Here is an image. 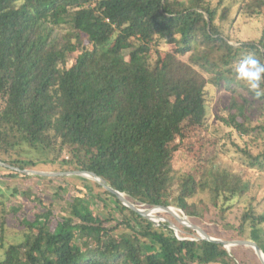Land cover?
Wrapping results in <instances>:
<instances>
[{"label": "trees", "instance_id": "16d2710c", "mask_svg": "<svg viewBox=\"0 0 264 264\" xmlns=\"http://www.w3.org/2000/svg\"><path fill=\"white\" fill-rule=\"evenodd\" d=\"M234 7L260 18L259 38L227 35ZM247 56L264 62V0H0V161L13 177L43 159L93 171L137 205L174 206L211 236L251 239L264 252V208L241 172L212 157L197 173L175 167L187 131H209V84L232 95L228 125L264 132L253 125L264 82L257 95L233 71ZM242 151L246 167L264 169V148ZM96 186L105 211L79 194L62 216L20 213L22 239L4 245L0 235V264H261L253 248L249 260L245 246L200 239L171 214L179 232L158 225ZM235 209L236 222L227 218Z\"/></svg>", "mask_w": 264, "mask_h": 264}, {"label": "rangeland", "instance_id": "374dc122", "mask_svg": "<svg viewBox=\"0 0 264 264\" xmlns=\"http://www.w3.org/2000/svg\"><path fill=\"white\" fill-rule=\"evenodd\" d=\"M236 10L237 7H234L231 13V18H234L232 25L229 26V24H226L227 35L230 36L233 42L259 38L262 30V21L260 18L242 16L238 14ZM64 32H68V29H63L62 33ZM167 48L174 49L175 46L174 44H168ZM78 53L79 52H74L72 55L73 58L74 55L76 56ZM207 90L209 98L207 124L209 131L202 132L197 128L187 131L188 133L182 137V151L186 150V153L177 154L175 158V167L180 172L190 171L197 173V167L199 164L206 163L207 159H210V157L214 159L213 162L215 163L230 165L233 167V170L239 171L243 174L242 179L244 182L248 181L250 183L251 190L249 191V194L255 196L254 203H256L261 210L264 208V169L246 167L244 161L247 160V157L243 155L242 149L248 148L253 154L260 152L264 148V144L262 143L264 142V132H261V130L258 129L250 135H244L242 132H239L232 126L228 125L223 120V117H227L229 114L232 95L228 91L212 84L208 85ZM261 122H264V114L259 112L254 114L253 125ZM179 139L180 138L178 137V141ZM188 149L191 151H187ZM38 153L41 152L36 153L37 157L43 155ZM61 158L67 159L69 157L68 154L64 152ZM7 166L8 164L6 163L0 166V235L4 238V240L1 241L4 245L22 239L24 226L20 222V213H22V215L26 214L29 217L32 214L31 211L34 206H37L35 208H42L43 210L52 208L55 214L62 216L70 209V203L73 201L74 196L82 194L86 196L85 200L89 201L94 210L105 211L102 202L95 203L94 201L96 199L92 198L95 193L102 191L100 187L96 186V184L99 183L92 178L86 177L89 182H85L79 178L80 176L85 178V176L74 173L63 175L67 176L66 179L58 178L60 175L43 176L32 173H26L27 177H13L9 175L12 171ZM29 169L45 172H63L59 162L45 163L44 159L37 161L36 166ZM72 171L73 169H70V172ZM42 176L45 178H42ZM51 178H54L53 181ZM88 187L93 189V194H91L92 190H89ZM105 196L108 197L111 205L116 204L113 197L110 195ZM201 197L207 202L212 198L211 194L207 192L201 193ZM14 201L15 205H18L19 203L22 204V210L18 213L13 212L12 206L9 205ZM137 206L142 209L154 208L145 207L143 204ZM176 209L178 213H181V210L178 208ZM235 210L236 212H229L227 216L228 220L237 221L238 211L237 209ZM153 214L159 216L160 223L165 220L171 221V215L165 211H160V209L155 210ZM207 216L210 219H205L204 222H207L210 225L213 223L210 220L213 218L214 212L207 214ZM115 217L120 218L118 211H116ZM56 220L57 218L54 219V222H56ZM115 223L117 222H114L113 224ZM238 245L245 246L246 254L243 253L245 257L247 256L249 260L255 258L256 251L252 246L246 244ZM252 248L255 253H253ZM3 257L4 248L0 246V258ZM259 260L262 264L260 258ZM248 264H250V262H248Z\"/></svg>", "mask_w": 264, "mask_h": 264}, {"label": "water", "instance_id": "95a60500", "mask_svg": "<svg viewBox=\"0 0 264 264\" xmlns=\"http://www.w3.org/2000/svg\"><path fill=\"white\" fill-rule=\"evenodd\" d=\"M1 165H4V163L2 161H0ZM24 173H32V174H37V175H43V176H53V175H65V174H70V173H74V174H81L85 177H89L88 174H90V176H92V178L99 184H101L106 190H108L109 192H111L112 194L116 195L117 198H119L125 205H127L128 207L132 208L133 210L137 211L139 214L151 219L154 223L159 225L158 220L154 219L153 217H151L149 215V211L146 209H142L139 206H137V204H135L134 202H132L130 199H128V197L120 192L119 190L113 188L112 186H110L104 178H102L101 176H99L97 173L93 172V171H88V170H76V171H63V172H45V171H39V170H35V169H22L21 170ZM91 178V177H89ZM157 207H162V208H166V209H170V206H157ZM176 218L181 221V219L179 217L176 216ZM169 225L175 229V231H180V227L178 225H176L174 222L172 221H168ZM191 223V222H190ZM185 226H188L190 228H193L197 231L198 234H196V236L200 239H207V240H211L214 242H218V243H222L224 244V246H226L227 248H229L232 245H238V244H246L249 246H252L256 253L258 254L259 258L262 261V264H264V252L262 250V248L259 246V244L251 239H234V240H227V239H223V238H217L214 236H211L210 234H208L201 226H198L194 223L191 224H186L184 222Z\"/></svg>", "mask_w": 264, "mask_h": 264}, {"label": "clouds", "instance_id": "9594fccd", "mask_svg": "<svg viewBox=\"0 0 264 264\" xmlns=\"http://www.w3.org/2000/svg\"><path fill=\"white\" fill-rule=\"evenodd\" d=\"M236 78L254 91L260 89L261 83L264 82V62L253 56L244 57L233 69ZM257 91V95H259Z\"/></svg>", "mask_w": 264, "mask_h": 264}, {"label": "bare ground", "instance_id": "6f19581e", "mask_svg": "<svg viewBox=\"0 0 264 264\" xmlns=\"http://www.w3.org/2000/svg\"><path fill=\"white\" fill-rule=\"evenodd\" d=\"M88 176L89 177H91L92 178V176H90V174H88ZM93 179V178H92ZM154 208H151V209H146V210H148L149 211V215L151 216V217H153L154 219H156V220H158V222H159V216H156V214L154 215L153 214V212L155 211V210H157V209H160V211H165V212H167V213H169V214H171L180 224H182V225H184L185 226V224H184V222L186 223V224H191L190 223V220L188 219V217H187V215L183 212V211H181V213H178L176 210V208L174 207V206H170L171 208L170 209H166V208H162V207H157V206H153ZM180 210V209H179ZM181 214V215H180ZM176 216L177 217H179L180 219H181V221H179L177 218H176ZM167 222L168 221H170V220H166ZM172 221V220H171ZM173 222V221H172ZM159 224H160V222H159ZM176 224V223H175ZM177 225V224H176ZM199 226V225H198ZM188 227V226H187ZM232 246H234V245H232ZM231 247V246H230ZM229 247V248H230Z\"/></svg>", "mask_w": 264, "mask_h": 264}]
</instances>
